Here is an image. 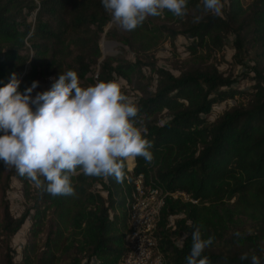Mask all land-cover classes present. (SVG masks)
Segmentation results:
<instances>
[{"label":"trees","instance_id":"obj_1","mask_svg":"<svg viewBox=\"0 0 264 264\" xmlns=\"http://www.w3.org/2000/svg\"><path fill=\"white\" fill-rule=\"evenodd\" d=\"M197 16L203 18L194 22ZM110 21L102 0H0V87L12 73L21 93L69 70L85 88L130 74L135 120L146 128L154 157L151 164L134 158L130 171L124 162L120 183L77 170L75 196L42 192L0 161V264H17L12 239L28 218L21 264H120L127 199L139 176L145 187L168 194L155 229L165 264H186L196 226L202 238L215 237L203 253L210 264H251L253 254L264 264V0H227L219 16L188 0L183 17L164 10L133 31L109 33L134 53L133 62L101 60L99 42ZM178 37L189 41L191 59L174 75L157 66L154 53ZM228 37L243 68L236 76L217 66ZM251 54L252 64L244 62ZM226 101L233 105L211 120L212 108ZM13 179L30 202L20 217L7 198ZM176 192L195 203L169 196ZM245 253L249 259L241 260Z\"/></svg>","mask_w":264,"mask_h":264},{"label":"clouds","instance_id":"obj_2","mask_svg":"<svg viewBox=\"0 0 264 264\" xmlns=\"http://www.w3.org/2000/svg\"><path fill=\"white\" fill-rule=\"evenodd\" d=\"M188 0H102L112 23L125 31L141 26L149 16L168 10L176 17L187 14ZM204 13L222 14V0H201ZM203 17L197 16L194 22ZM31 35V33H30ZM33 81L24 93L12 73L0 87V161L53 196H75L71 177L77 170L85 176L124 179V162L142 157L151 164L147 130L137 126L138 107L122 91L116 79L82 87L76 71L59 75L49 90L31 95ZM202 226L191 235L186 264H210L203 255L215 237L202 238ZM237 237L240 233H235ZM241 260L249 259L245 253ZM251 264H261L253 254Z\"/></svg>","mask_w":264,"mask_h":264},{"label":"rangeland","instance_id":"obj_3","mask_svg":"<svg viewBox=\"0 0 264 264\" xmlns=\"http://www.w3.org/2000/svg\"><path fill=\"white\" fill-rule=\"evenodd\" d=\"M251 1L252 0H244V5L249 4ZM222 3L223 5L226 4L227 0H222ZM120 30L121 28L119 25L112 22H110L104 28V32L99 42L101 60H103L105 57H116L120 58V60H125L128 62L134 61V53L132 51L120 43L117 37L111 39V37L108 36L109 33L111 36L113 31L119 33ZM226 42L225 55L217 65L218 70L225 75L236 76L243 71V68L238 66L233 60L234 49L232 47V38L228 37ZM188 44L189 41L183 37H178L173 42L164 41L154 53L157 66L168 70L174 75H177V69L188 61L190 62L191 57L187 51ZM252 56L253 55L251 54L247 57H244V62L252 64L250 63ZM145 76L154 78V76L148 71H146ZM50 79L51 78L46 79L45 81H38V86L33 90L31 95L35 97L37 92L49 90L51 88L49 83ZM114 79L120 82L122 90L125 91V94L130 98V100H135L133 97V95L136 94L133 90L134 78L130 74H124L122 77H115ZM250 84L251 83L248 81H244L242 86L246 88L250 86ZM232 105L233 103L231 101H226L222 104L214 106L212 108V114L209 118L211 120L216 119L220 113ZM129 164L130 165L127 166L131 168L132 164L130 162ZM7 198L10 202L11 211L16 217H20L22 213L30 207L29 199L25 197L20 182L15 179H13L11 182V187L7 194ZM31 225L32 221L30 218H28L18 234L12 239L11 246L15 252V261L17 264H21L23 248L29 240V230Z\"/></svg>","mask_w":264,"mask_h":264},{"label":"built area","instance_id":"obj_4","mask_svg":"<svg viewBox=\"0 0 264 264\" xmlns=\"http://www.w3.org/2000/svg\"><path fill=\"white\" fill-rule=\"evenodd\" d=\"M49 83L52 86L54 80L50 79ZM167 195L158 188L145 187L141 176L133 181L126 206L129 218L127 253L120 264H165L158 248L155 229ZM169 196L195 203L180 192Z\"/></svg>","mask_w":264,"mask_h":264},{"label":"crops","instance_id":"obj_5","mask_svg":"<svg viewBox=\"0 0 264 264\" xmlns=\"http://www.w3.org/2000/svg\"><path fill=\"white\" fill-rule=\"evenodd\" d=\"M125 162H126V166H127V165H130L129 162L132 164L131 168H129V167L127 166V169H128L129 171L132 170V168L134 167V158H129V159H127Z\"/></svg>","mask_w":264,"mask_h":264}]
</instances>
